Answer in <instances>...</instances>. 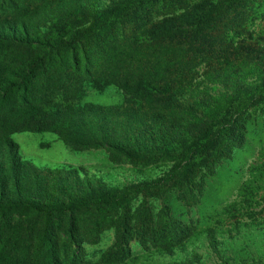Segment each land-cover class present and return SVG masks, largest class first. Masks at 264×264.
<instances>
[{"label": "trees", "instance_id": "obj_1", "mask_svg": "<svg viewBox=\"0 0 264 264\" xmlns=\"http://www.w3.org/2000/svg\"><path fill=\"white\" fill-rule=\"evenodd\" d=\"M112 86L121 104L85 102L88 87ZM263 104L264 0H0V264L173 254L189 233L167 204L154 219L149 201L202 195ZM27 132L115 164L172 166L116 186L83 166L24 160L13 136ZM106 231L114 244L87 259Z\"/></svg>", "mask_w": 264, "mask_h": 264}, {"label": "rangeland", "instance_id": "obj_2", "mask_svg": "<svg viewBox=\"0 0 264 264\" xmlns=\"http://www.w3.org/2000/svg\"><path fill=\"white\" fill-rule=\"evenodd\" d=\"M123 99L122 92L115 86L105 92L88 87L85 102L110 106L121 104ZM251 114L246 122L244 145L235 149L231 158L224 159L217 166L215 175L204 185L202 195L196 192L195 198L178 200L174 198L178 195L176 192L170 199L166 197L149 201L147 206L154 219L165 210L167 204L172 209L170 216L181 221L189 233L173 254L152 249L151 264L190 261L193 264H218L221 257L247 263L254 259L258 264H263L264 104L252 110ZM13 139L20 145L21 155L26 161L41 167L60 163L83 166L116 186L160 177L172 166L171 163H159L136 168L126 163L115 164L105 150L74 152L55 134L48 132L18 133ZM210 231H215L218 239L215 247L208 241ZM114 242V232H104L99 244H85L87 259L97 260L99 253ZM130 245L140 258L149 254L135 239ZM145 258L143 256L141 260L149 262Z\"/></svg>", "mask_w": 264, "mask_h": 264}]
</instances>
